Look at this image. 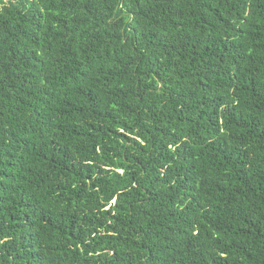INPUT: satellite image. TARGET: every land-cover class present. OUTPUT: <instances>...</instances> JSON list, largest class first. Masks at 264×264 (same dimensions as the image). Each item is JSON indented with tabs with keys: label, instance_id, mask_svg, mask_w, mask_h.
<instances>
[{
	"label": "trees",
	"instance_id": "1",
	"mask_svg": "<svg viewBox=\"0 0 264 264\" xmlns=\"http://www.w3.org/2000/svg\"><path fill=\"white\" fill-rule=\"evenodd\" d=\"M0 264H264V0H0Z\"/></svg>",
	"mask_w": 264,
	"mask_h": 264
}]
</instances>
